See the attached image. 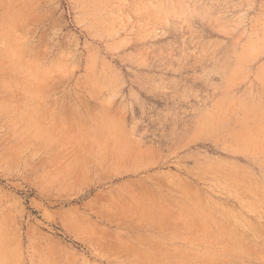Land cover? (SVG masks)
<instances>
[{"label": "rangeland", "instance_id": "1", "mask_svg": "<svg viewBox=\"0 0 264 264\" xmlns=\"http://www.w3.org/2000/svg\"><path fill=\"white\" fill-rule=\"evenodd\" d=\"M0 264H264V0H0Z\"/></svg>", "mask_w": 264, "mask_h": 264}]
</instances>
